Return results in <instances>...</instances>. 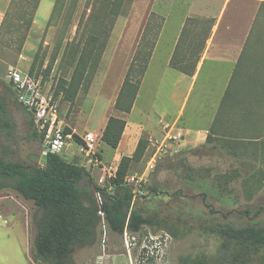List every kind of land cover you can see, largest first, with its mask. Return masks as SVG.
Listing matches in <instances>:
<instances>
[{
    "label": "rangeland",
    "instance_id": "1",
    "mask_svg": "<svg viewBox=\"0 0 264 264\" xmlns=\"http://www.w3.org/2000/svg\"><path fill=\"white\" fill-rule=\"evenodd\" d=\"M2 1L6 4L7 0H0ZM260 1L123 0L118 15L112 21L110 17L102 18L104 13L99 11L101 9L99 0H39L36 15L34 14L21 50L16 52L12 46L7 45L5 43L7 37L4 43L0 44V97L12 123L8 133L0 134V154L9 160L39 165L42 163L41 157L44 152L43 143L35 134L37 128L32 115L19 103L9 84V67L15 66L28 72L36 55L34 69L28 73L35 78L40 77L43 89L53 93L59 88L62 79H69L72 69L68 54L72 46L68 47L67 54L62 58L67 41L73 40L75 44L85 43L88 36L93 33H98L100 39L104 40L105 33L112 22L113 26L117 24L122 27L126 18L141 16L139 27L142 32L139 40L143 46L144 42H151L156 38L155 32H158L167 15L158 43L159 49L150 60L144 75L137 105H142L154 117L163 108H168L172 113L179 109L180 96L188 82L186 79L178 83V73L166 63V52L171 48L172 39L178 32L179 15H182L181 20L189 18L182 40L183 45L188 44L185 49L193 48L191 46L196 44L197 39L201 42L205 36L203 33L210 25L211 33L212 28L215 30L214 42L225 44V51L234 58L237 57L248 34L255 33L253 36H256L258 32L253 26ZM8 6L9 3L3 16ZM14 11L11 10V14ZM16 13L12 18L16 16ZM191 28L196 31L194 35L187 33ZM257 30L261 32L262 29ZM105 49L106 45L104 51ZM188 50L186 49L184 53ZM54 55L55 60L50 70L46 72L47 65ZM107 63L108 56L102 60L101 55L88 89L80 90L71 103L61 99L60 95L56 97L65 128L77 127L79 130L87 127L96 128L95 126L98 127L104 117L110 114H122L111 106L112 98L103 95L102 79ZM233 64L230 61L221 62L217 55L213 54L206 58L188 94L185 116L191 114L193 109L201 103L206 92H210L212 98L222 94ZM243 72L245 73L242 74V78H246L247 69L245 68ZM136 75L137 73L133 72L132 78L134 79ZM237 88L242 89V85L239 83ZM170 96H173V99L171 97L173 102ZM238 96L240 98L242 94ZM102 111H104L103 114H101ZM204 122V119L201 121L197 118L193 121L188 120V124ZM226 123L230 128L240 125L234 119H229ZM263 124L264 122H261L260 125ZM141 136L148 140L144 157L131 165L126 178L127 183L136 193L133 208L141 209L144 213H157L159 216L166 217L172 224L185 227L188 230L187 233L180 237H173L162 229L145 225L138 232L125 231L118 234L112 232L102 221L98 228L97 242L92 246L77 249L73 255L75 264H193L189 259L194 257H199L208 264H220L227 251L222 245L223 239L209 231V227H216L223 222L235 227L264 222V184L257 180L258 171L260 169L263 171L264 168V137L250 141L246 147L234 149L239 154L243 152V158L247 161L246 169L243 171L244 178L232 183L228 197H220L217 192H214L215 196L206 201L202 196L206 180L201 177L209 174L210 178L215 173L239 164L236 156L222 147L223 139L214 136L211 140L195 146L165 143L158 148L149 140L151 133L144 130ZM260 141H262L261 145ZM203 143L204 146H202ZM72 147L78 148L75 144ZM99 148L104 153L102 154L103 162L108 167H117L118 160L114 157L113 151L108 158H105L110 154L111 148L104 144L101 147V143ZM154 154L156 156L151 160ZM60 155L67 161L80 163L76 156L68 158L67 154ZM184 161L185 167L181 164ZM88 172L93 182L97 183L101 171L94 168L89 169ZM252 174L254 176L251 177ZM131 176L133 180L130 179ZM86 181L87 177L81 181V184ZM152 185L157 186L158 194L154 195L149 190ZM178 189H181L182 196L173 194ZM140 194H147L148 200L142 201ZM0 195L7 196L6 198L12 203H19L23 212L27 214L31 221L32 241L34 235L32 217H38L40 211L32 201L23 199L10 188L0 190ZM219 198H225L224 202H220ZM211 210L214 212L211 213ZM12 244V241H7L0 236V246L6 247ZM249 264H258V262L254 260Z\"/></svg>",
    "mask_w": 264,
    "mask_h": 264
},
{
    "label": "trees",
    "instance_id": "2",
    "mask_svg": "<svg viewBox=\"0 0 264 264\" xmlns=\"http://www.w3.org/2000/svg\"><path fill=\"white\" fill-rule=\"evenodd\" d=\"M99 1L101 8L99 11L104 13L102 18L110 17L113 21L123 0ZM38 3L39 0H10L0 23V44H3L7 37L5 40L7 45L12 46L16 52L21 50ZM11 10H15L14 13L11 14ZM15 13L16 16L12 18ZM188 20L189 18H186L182 35L169 65L186 74H192L211 27L209 25L203 33L205 36L201 42L197 39L193 48L182 53L181 43ZM112 26L113 22L106 31L104 40L100 39L98 33H93L88 36L85 43L75 44L73 40L66 42L62 58L67 54L68 47L72 46L68 53L72 69L69 79H62L59 88L53 92L54 98L60 95L61 99L71 103L80 90L88 89ZM253 27L258 32L256 36H253L255 33L248 34L245 39L205 139L209 141L214 136L222 138L224 141L222 147L233 153L239 164L215 173L210 178L209 174L201 177L206 180L202 193L206 201L215 196L214 192L220 197H228L232 183L244 178L243 171L246 169L247 161L243 158V152L239 154L234 149L246 147L250 141L264 137V124L260 125L264 122V0L259 3ZM257 29L262 30L260 32ZM153 45L154 40L144 42L143 46L141 40L138 43L113 105L121 113L129 112L133 104ZM35 60L36 55L29 66V73L34 69ZM54 60L55 55L47 65L46 72L50 70ZM245 68L248 76L242 78ZM133 72L137 73L134 79ZM239 83L242 89L237 88ZM240 93L241 99L238 96ZM229 119L237 120L240 125L230 128L226 123ZM125 124L126 121L121 116L109 115L100 139L111 148H116ZM11 126L12 123L0 97V134L8 133ZM66 131H69V128H66ZM35 134L42 141L43 135L37 131ZM72 136L76 142L81 141L77 134L73 133ZM259 144L261 145L262 141ZM147 145V138L140 136L132 154L120 157L114 177L103 187L93 182L85 167L65 160L56 152L47 151L42 155V163L39 165L9 160L0 154V190L6 188L14 190L23 199L32 201L40 211L38 217H32L34 235L31 257L35 264H75L73 259L75 251L97 242L102 219L112 232L118 234L125 231L135 233L145 225L162 229L173 237L187 233L185 227L172 224L166 217L133 208L134 191L127 183L126 177L131 165L144 157ZM181 164L186 166L185 161ZM258 174L257 180L262 183L264 168L263 171L260 169ZM86 177L87 181L81 184ZM157 189V186L152 185L149 190L156 195ZM96 191L101 195L100 204L95 197ZM173 194L182 196L181 189ZM139 197L142 201L149 198L147 194H140ZM219 199L220 202H224L225 198ZM99 211L103 212V218ZM213 212L211 210V213ZM209 231L223 239L222 245L227 254L220 264H249L254 260L258 264H264V222L239 227L223 222L216 227H209ZM189 261L193 264H208L199 257L190 258Z\"/></svg>",
    "mask_w": 264,
    "mask_h": 264
},
{
    "label": "crops",
    "instance_id": "3",
    "mask_svg": "<svg viewBox=\"0 0 264 264\" xmlns=\"http://www.w3.org/2000/svg\"><path fill=\"white\" fill-rule=\"evenodd\" d=\"M9 2H10L9 0L6 1V4L3 1L0 2V23L3 18L4 10ZM181 17L182 15H179L178 17L179 18L178 32L175 34V36L172 39L173 43L171 48L166 52L167 65L178 73L177 82L181 83L184 82V80L186 79L188 81L185 90L182 92L180 96L179 109L170 113L168 108H163L162 110H160L157 116L154 117L150 114V111L145 110V108L142 105L141 106L137 105L141 86L145 77L144 75L148 69L150 60L152 59L155 52H157V50L159 49L158 43L162 35L163 25L166 21L164 19V22L161 25L160 29L158 30L156 38L154 39V45L152 47L150 56L148 58L145 71L141 77L133 104L129 112L118 115L125 119L126 124L117 147L111 148L101 139L99 141L98 148L100 143H101V147L102 144H104V146L107 145L111 148L109 149L110 154L108 156L104 155L105 158H108L112 154L111 151H113V155L118 160V162L122 155H131L135 149L138 139L141 136L142 131L144 130L151 133V136H149V140L152 142V144L156 145L158 148L164 146L165 143L177 144V146H181V145L195 146L197 144L205 142L206 135L216 115L221 97L229 82V79L232 74V70L234 68V65L236 63V60L238 58V55L242 47L237 57L234 58L231 57L225 51L226 48L225 44L221 42L218 43L214 42L215 30L212 28V33L211 31H209L210 34L208 33L204 45L202 46L200 57L196 63V67L193 73L186 74L178 69H175L169 65V62L174 52L176 51V45L178 44L180 36L182 35V31L184 29V23L186 22V18L184 20H181ZM141 20H142L141 16L128 17L126 18L124 26L120 27L117 24L112 26L107 40L106 49L102 53V60L106 58V56H108L107 69L102 79L103 80L102 90L104 91L103 95H105V97L112 98L113 102H111L112 104L111 106L114 105L115 99L123 82L129 63L131 62L134 53L138 48V43L140 41L139 37L141 38L140 35L142 32L141 27H139L140 26L139 23L141 24ZM194 31L195 29L191 28L188 30L187 33L194 34L196 32ZM181 44H182L181 49H183L181 51L182 53H184L186 49H189V48L185 49V47H187L188 44L187 45H183L184 43ZM210 54L217 55L218 60L221 62L230 61L234 63L229 78L226 82V86L223 89L222 94L215 98H212L210 96V92H206L204 94V97L202 98L201 103L198 106H196L195 109H193V112L191 114H187L185 116L184 110L188 101V94L192 90L195 80L198 77V74L206 58ZM171 97L173 99V96H170V99ZM168 102H170V100H168ZM171 102H173V100ZM104 111H102L101 114H103ZM108 116L104 117L101 124L98 125V127L95 126L96 128L87 127L84 130H79L77 127H73L71 129L75 130V132L80 135L83 134L85 131L94 132V130L95 131L98 130V132H94V133L100 136ZM196 118L201 121L204 119L205 122L202 124H188L189 119H192L193 121ZM178 133H181L178 139L170 138L172 136H177ZM73 144L76 145V148L78 147V144L75 141H71L68 146L69 148L66 151L67 157L68 158H73L75 156L78 157V160H80L79 165H81L82 155L80 149L79 147L77 149L73 148L72 147ZM99 151L101 158H103L102 157V154H104L103 150L101 151L99 148ZM6 197L0 195V219H1L0 236L5 238L7 241L9 240L12 241L13 244L6 247L0 246V264H35L31 257V246H32L31 221L27 216V214L23 212L22 207H20L19 203H12L10 202V199Z\"/></svg>",
    "mask_w": 264,
    "mask_h": 264
},
{
    "label": "built area",
    "instance_id": "4",
    "mask_svg": "<svg viewBox=\"0 0 264 264\" xmlns=\"http://www.w3.org/2000/svg\"><path fill=\"white\" fill-rule=\"evenodd\" d=\"M8 81L11 85L17 100L25 107L32 115L33 122L37 131L43 135L42 147L44 152H56L66 154L67 148L73 139L72 134L75 130L69 129L66 131L63 120L59 114V108L56 98L49 90H44L41 84L40 77L35 78L28 72H24L15 66L9 67ZM81 141L78 143L82 155L81 166L89 169H99L101 174L97 178V185L103 187L115 175L116 168L108 167L103 162L98 144L100 136L92 131H85L83 134H77ZM181 133L177 136H172V139H178ZM156 154H154L153 160ZM150 167H152L150 163ZM127 178V177H126ZM133 180V176L130 177ZM129 179V180H130ZM127 181V179H126ZM264 184V179L262 180ZM134 191V196H135ZM95 197L100 204L101 195L99 191L95 192ZM99 215L103 218V212L99 211ZM102 221H104L102 219Z\"/></svg>",
    "mask_w": 264,
    "mask_h": 264
},
{
    "label": "water",
    "instance_id": "5",
    "mask_svg": "<svg viewBox=\"0 0 264 264\" xmlns=\"http://www.w3.org/2000/svg\"><path fill=\"white\" fill-rule=\"evenodd\" d=\"M43 155H45V153H43Z\"/></svg>",
    "mask_w": 264,
    "mask_h": 264
}]
</instances>
